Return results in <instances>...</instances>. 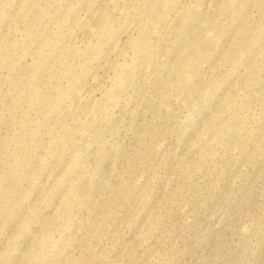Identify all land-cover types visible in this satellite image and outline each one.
<instances>
[{
	"label": "rangeland",
	"instance_id": "1",
	"mask_svg": "<svg viewBox=\"0 0 264 264\" xmlns=\"http://www.w3.org/2000/svg\"><path fill=\"white\" fill-rule=\"evenodd\" d=\"M0 264H264V0H0Z\"/></svg>",
	"mask_w": 264,
	"mask_h": 264
},
{
	"label": "bare ground",
	"instance_id": "2",
	"mask_svg": "<svg viewBox=\"0 0 264 264\" xmlns=\"http://www.w3.org/2000/svg\"><path fill=\"white\" fill-rule=\"evenodd\" d=\"M186 5V4H185ZM186 8V7H185ZM183 6H180V8H178V10H176L177 12L175 13L176 14V16H175V18L173 19V22H172V24H171V28L169 27V29H173V27H176V20L178 19V17L179 16H181L182 15V13H183ZM179 21H180V19H179ZM172 31V30H171ZM41 63V66L38 68V69H45L46 67H47V63L45 62V61H42V62H40ZM88 67V66H87ZM87 70H89V69H87ZM87 70H85L84 69V71H87ZM83 71V72H84ZM61 73H63V74H65V75H67L68 73H69V70L67 69V68H64L63 70H62V72ZM84 73H87V72H84ZM89 73V72H88ZM118 73V72H117ZM116 73V74H117ZM83 74V73H82ZM116 74L114 75V78L116 77ZM120 74V73H119ZM119 74H118V76H119ZM128 75H130V74H128ZM128 75H127V78H128ZM52 76L53 75H50V78H52ZM130 77V76H129ZM117 78V77H116ZM129 80H130V78H129ZM121 81V80H120ZM123 82V81H122ZM124 82H125V79H124ZM128 83H130V82H128ZM127 82L125 83V84H128ZM123 84V83H122ZM121 85V84H120ZM119 86V85H118ZM82 90H83V86H82V84L79 82L76 86H75V88H74V90H73V92H72V94L68 97L69 98V102L67 103L68 104V107L66 108V109H64V110H66L64 113L62 112V114L59 116V118H58V120H57V123H56V125H58V126H60V127H63L66 131H68L69 130V125H68V123H67V119H68V117L69 116H74L75 118H76V116L75 115H73V113L77 110V109H81V108H84L85 109V103L82 101ZM108 91V90H107ZM106 93V92H105ZM34 96L36 97V98H34V99H46V98H48V96H47V94H46V92H44V91H42V90H38V91H36L35 92V94H34ZM105 96V95H104ZM114 102V101H113ZM97 103V102H96ZM99 104V103H98ZM97 105V104H96ZM67 106V105H66ZM87 106H88V104H87ZM94 106V105H93ZM93 106H92V108H93ZM88 108V107H87ZM95 108H96V106H95ZM79 109V110H80ZM84 109H82V110H84ZM78 110V111H79ZM82 110H80L81 112H82ZM108 110V109H107ZM104 111V110H103ZM105 111H106V109H105ZM83 113L85 114L86 112L85 111H83ZM93 113V112H92ZM105 114H107V113H105ZM92 115V114H91ZM79 116V115H78ZM94 116H96L95 114H94ZM79 117H81V116H79ZM71 118V117H70ZM76 121V120H75ZM69 122V121H68ZM71 124H72V122H71ZM76 124H77V122H76ZM79 124V123H78ZM90 124V123H89ZM71 126V125H70ZM74 126V125H73ZM74 128V127H73ZM75 129V128H74ZM78 130V129H77ZM79 130H81V129H79ZM78 130V131H79ZM80 132V131H79ZM10 137H4L3 138V143L4 144H6V143H8L9 141H10ZM65 240H62L61 242L63 243Z\"/></svg>",
	"mask_w": 264,
	"mask_h": 264
}]
</instances>
